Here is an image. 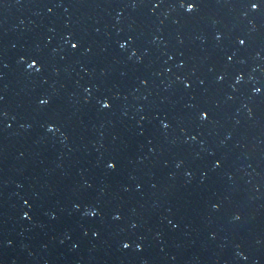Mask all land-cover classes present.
I'll return each mask as SVG.
<instances>
[{
	"label": "water",
	"instance_id": "1",
	"mask_svg": "<svg viewBox=\"0 0 264 264\" xmlns=\"http://www.w3.org/2000/svg\"><path fill=\"white\" fill-rule=\"evenodd\" d=\"M0 264H264V0H0Z\"/></svg>",
	"mask_w": 264,
	"mask_h": 264
}]
</instances>
